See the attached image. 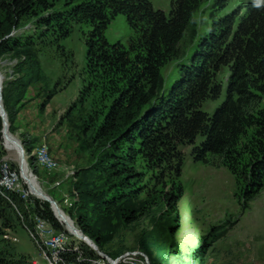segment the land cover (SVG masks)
<instances>
[{
	"label": "rangeland",
	"instance_id": "obj_1",
	"mask_svg": "<svg viewBox=\"0 0 264 264\" xmlns=\"http://www.w3.org/2000/svg\"><path fill=\"white\" fill-rule=\"evenodd\" d=\"M149 1L155 9L167 13L172 0ZM49 2L53 6L41 10L37 15L64 14L74 8V4H68L67 0ZM212 2L201 0L192 16L197 29L195 41L188 30L177 47L182 52L176 57L166 56L161 63L165 89L179 75L181 53L186 52L187 56H191L199 38L210 29L211 18L208 15L215 12ZM248 2L227 0L225 8L217 10L215 15L237 6L243 8ZM3 15L0 12V42L10 36H18L20 44L31 41V46L26 48L0 49V76L3 87L7 86L8 81L26 87L23 96L19 91L11 94L10 102L14 100L12 112L17 114L13 122L8 121V131L22 144L27 166L34 173L40 188L57 201L68 218L71 217L65 209L73 208L80 199L87 205L92 203L88 194L121 191V198L114 205L106 207L105 204L99 206L98 201L94 200L98 207L90 209L89 221L95 224L93 230L103 238V246L101 250L91 248L59 221L47 201L31 193L20 176L21 162L9 154L6 134L3 132L2 135L1 128V190L20 198L28 211V217H23V221H6L3 224L4 218L0 217L1 259L9 262L22 258L32 264H47L48 251L42 247L43 240L39 237L51 233L50 229L53 233L64 234L67 246L76 245L77 259L86 262L89 259V264H110L98 251L112 262L116 261V264L120 260L121 264H128L127 257L130 255L148 258V261L137 260V264H264V182L258 190H254L253 185H249L248 176L232 174L228 168L217 163V158L209 157L208 163L194 161L191 145L183 147L184 163L178 177L160 181L157 171L150 173L139 157L134 161V167L138 173H144L141 179L131 178L127 185L123 177H114L110 174L115 168L112 165H120L128 146L118 145L113 139L116 132L121 131L124 121L117 123V130L111 132L110 141L93 142L102 115L119 94L113 95L114 90H109L110 86L102 76L89 72L82 75L86 63V39L91 25L77 21L71 33L60 39L55 31L42 28L35 16L23 17L20 25L14 28L10 23H4ZM40 30L46 31L42 37L39 36ZM104 36L110 44L119 42L127 47L134 31L128 26L125 15L119 13L110 19ZM39 72L48 77L47 86L38 80ZM229 73L230 68L225 66L216 76L223 86L221 96L217 100H206L201 105L209 114L220 106L225 96V82ZM34 74L36 80L27 84V79H32ZM81 76L84 81H81ZM81 83H88V97L83 103L78 100ZM53 87L57 88L56 94L41 110L39 107L46 94L45 88L51 90ZM17 93L22 98L15 101L19 95ZM2 104L4 107L3 99ZM261 108H264V95H259L255 107ZM42 143L46 144L45 150L48 148L49 154L43 151L44 158L37 152L38 147L42 148ZM107 145H110L108 148L113 152L114 160L107 158L103 161L101 151ZM32 155L36 162L31 159ZM177 186L180 187L181 196L171 206L167 199L171 194L177 196ZM6 198L10 200L8 196ZM38 214L47 221V232L37 223ZM52 215L59 223L58 228L53 225ZM26 220L33 222V228L22 224ZM71 220L78 228L76 220ZM30 231L35 232L36 238ZM8 248H16L13 259L6 258ZM81 250L85 254L89 252L90 257L83 256Z\"/></svg>",
	"mask_w": 264,
	"mask_h": 264
},
{
	"label": "trees",
	"instance_id": "obj_2",
	"mask_svg": "<svg viewBox=\"0 0 264 264\" xmlns=\"http://www.w3.org/2000/svg\"><path fill=\"white\" fill-rule=\"evenodd\" d=\"M200 2L172 0L166 13L155 9L149 0H67L68 4H74L73 9L64 14L42 16L37 13L53 6L49 0H0V12L4 14V23H10L14 28L20 25L23 17L35 16L42 28L55 31L60 39L71 33L77 21L91 25L82 75L89 72L102 76L104 81L107 80L109 90H114L113 95L119 94L102 115L93 142L108 141L111 132L117 130V123L124 121L121 131L116 132L113 139L118 145L128 146L120 165H112L115 168L111 175L123 177L127 185L131 178L141 179L144 173H138L134 167V161L139 157L150 173L157 171L160 181L178 177L184 163L183 147L191 145L194 161L208 163L209 157L217 158V163L228 168L232 174L248 176L249 185L258 190L264 182V108L255 109L259 95H264V0H249L243 8L237 6L221 15H215L216 11L223 10L227 0H213L211 6L215 12L208 15L211 18L210 29L199 38L191 56L181 53L179 75L165 89L161 63L166 56L176 57L182 52L177 47L188 30L195 41L197 29L192 16ZM119 13L125 15L128 26L134 31L127 47L119 42L110 44L104 36L110 19ZM45 30L39 31L40 37ZM18 40V36L3 39L0 49L10 51L31 46V41L20 44ZM225 66L230 68L225 82V96L220 106L209 114L201 105L206 100H217L221 96L223 86L216 76ZM39 74L38 80L47 86L48 77L41 72ZM83 76L81 81H84ZM33 78L27 79V84L36 80V74ZM87 88L88 83H81L79 102L83 103L88 97ZM25 89L24 84L14 85L9 81L6 87H2L8 121L13 122L17 114L12 112L14 100L10 102L11 94L19 91L23 96ZM45 92L39 107L41 110L56 94L57 88H45ZM20 94L15 101L22 98ZM109 146H104L101 151L103 161L107 158L114 160ZM32 158L36 162L33 155ZM2 187L0 217L4 218L3 224L6 221H23V217H28L27 208L13 193H4ZM177 191V196L171 194L167 199L171 206L181 196L178 186ZM120 193L94 192L88 194L92 200L90 205L80 199L73 208L65 209L76 220L80 231L91 238L100 250L103 238L93 230L95 224L89 221L90 209L97 206L94 200L99 206L114 205L121 198ZM52 216L53 225L57 227L59 223ZM22 224L33 228L31 221L26 220ZM15 252L16 248L6 249V258L13 259ZM83 256L90 257L89 252L83 253ZM77 258L74 251L62 254L64 264H89ZM5 260L0 258V264H32L22 258L9 262Z\"/></svg>",
	"mask_w": 264,
	"mask_h": 264
},
{
	"label": "bare ground",
	"instance_id": "obj_3",
	"mask_svg": "<svg viewBox=\"0 0 264 264\" xmlns=\"http://www.w3.org/2000/svg\"><path fill=\"white\" fill-rule=\"evenodd\" d=\"M2 85H3V82H2V79H1V76H0V87H3ZM4 133L6 134V139H7L6 145H7V149H8L9 154L16 161L21 162L22 171L20 173V176L22 177L23 182L28 186V188H29V190L31 191L32 194H34L36 197H38L40 199L45 200L44 199V195H42V193H45V192L42 191V189L40 188L39 182L35 178L34 173L28 168V166L26 165L25 162H22L23 155L20 152L21 149H20V143H19L18 138L15 135H13L12 133H10L8 131V126L5 128ZM4 133H3V135H4ZM4 143H5V141H4ZM3 146H5V145H3ZM41 146H42V148H39V147L37 148V152H39L38 154L40 155L41 158H44L45 153L48 154V148H47V150H45V146H46L45 143H42ZM29 171L32 172V175H29ZM51 210L54 212L55 216L59 219V221H62L63 224H66L67 227L69 229H71V231H73L77 237H79V232L76 233L77 230L76 229L73 230L70 227V225L68 224L70 221L68 220V217H66V215L64 214L65 212L64 213L62 212V214H59L57 212V210H54V209H51ZM37 223L40 224V225H42V228L44 227V221L42 219H37ZM48 230L51 232V233H48V234H55V236H63L61 234L53 233V231L50 230V229H48ZM30 234L36 238L35 232L30 231ZM48 234H46V235L42 234V235H40L39 238L41 240H43L42 247H45L47 249V251H48L47 254L49 255L48 257L50 258L51 252H53V243H52L51 240L48 239ZM99 252L100 251H98V254L101 255ZM102 256H104L105 259L110 264H116V261L115 262H112L107 256H105L103 254H102ZM51 261H54V262L52 263ZM50 264H57V259H50Z\"/></svg>",
	"mask_w": 264,
	"mask_h": 264
},
{
	"label": "water",
	"instance_id": "obj_4",
	"mask_svg": "<svg viewBox=\"0 0 264 264\" xmlns=\"http://www.w3.org/2000/svg\"><path fill=\"white\" fill-rule=\"evenodd\" d=\"M2 87H0V117L2 119V135H3V132L5 130V128L8 126V119H7V114H6V111L3 107V104H2ZM20 143V141H19ZM20 149H21V154L23 155L22 157V162H25L26 163V155H25V150L22 146V144L20 143ZM27 165V163H26ZM29 175H32V172L29 171ZM41 192V191H40ZM42 193V192H41ZM42 195H44V199L45 201H47L50 205V208L51 209H54V210H57V212L59 214H62V210L60 209L59 207V204L57 203V201H55L51 196H49L48 194H45V193H42ZM68 220L70 221L68 224L70 225V227L73 229V230H77L76 233L79 232V237L78 239L85 242L86 244H88L91 248L95 249V250H98V246L95 244V242L90 239L88 236H86L82 231H80L78 228H76L74 225H73V221L71 220V218H68ZM90 243V244H89ZM101 254V252H99ZM102 255V254H101Z\"/></svg>",
	"mask_w": 264,
	"mask_h": 264
},
{
	"label": "built area",
	"instance_id": "obj_5",
	"mask_svg": "<svg viewBox=\"0 0 264 264\" xmlns=\"http://www.w3.org/2000/svg\"><path fill=\"white\" fill-rule=\"evenodd\" d=\"M36 219H43L40 216L36 215ZM44 221V231L47 232V221L43 219ZM48 234V233H47ZM48 239L52 241L53 243V252H51L50 258H48V263L50 264V259H57V264H64V261L62 259V254L67 251H74L77 253L76 245L74 246H67L66 240L63 236H55V234H48ZM78 255V253H77ZM128 264H137V260H147L145 256H138V255H130L127 257ZM98 261V259H97ZM148 261V260H147ZM88 262V259H87ZM118 264H121V260Z\"/></svg>",
	"mask_w": 264,
	"mask_h": 264
}]
</instances>
